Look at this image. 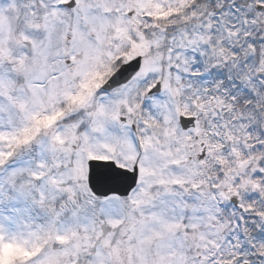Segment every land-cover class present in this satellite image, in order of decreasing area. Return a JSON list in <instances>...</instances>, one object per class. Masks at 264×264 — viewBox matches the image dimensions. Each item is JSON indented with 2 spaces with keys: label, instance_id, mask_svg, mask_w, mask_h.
<instances>
[{
  "label": "snow or ice",
  "instance_id": "snow-or-ice-1",
  "mask_svg": "<svg viewBox=\"0 0 264 264\" xmlns=\"http://www.w3.org/2000/svg\"><path fill=\"white\" fill-rule=\"evenodd\" d=\"M0 264H264V0H0Z\"/></svg>",
  "mask_w": 264,
  "mask_h": 264
}]
</instances>
